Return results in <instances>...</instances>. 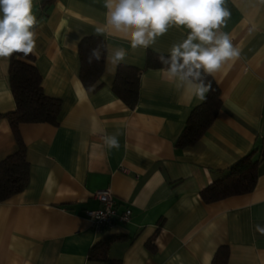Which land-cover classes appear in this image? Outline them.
Listing matches in <instances>:
<instances>
[{"label": "crops", "instance_id": "crops-1", "mask_svg": "<svg viewBox=\"0 0 264 264\" xmlns=\"http://www.w3.org/2000/svg\"><path fill=\"white\" fill-rule=\"evenodd\" d=\"M33 0L36 50L33 64L45 94L60 100L55 125L20 123L29 175L26 187L0 202V264H105L88 258L94 243L116 236L107 255L119 264H211L226 246L225 264H264V158L253 189L204 202L200 190L224 176L242 156L264 149V4L226 0L231 13L221 31L240 56L210 76L220 107L206 132L192 145L176 146L191 109L201 103L173 82L161 67L146 66L149 52L169 54L187 29L170 27L147 49L131 48L123 34L105 27L104 0H51L38 15ZM88 35L104 39L101 85L84 88L78 43ZM124 48L120 64L140 70L138 97L129 108L112 90L117 66L107 56ZM10 58H0V114L14 109ZM106 135L119 148L109 149ZM17 147L0 117V160ZM109 188L118 212L129 220L95 231L86 210L99 207L94 191Z\"/></svg>", "mask_w": 264, "mask_h": 264}, {"label": "clouds", "instance_id": "clouds-1", "mask_svg": "<svg viewBox=\"0 0 264 264\" xmlns=\"http://www.w3.org/2000/svg\"><path fill=\"white\" fill-rule=\"evenodd\" d=\"M226 0H104L107 9L105 27L96 28L97 34L110 27L128 39L133 50L147 49L170 27L187 29L186 38L174 43L169 54L158 55L162 78L173 82L191 97L206 101L212 83L207 78L224 63L240 56L228 33L221 31L231 13L224 6ZM264 4V0H259ZM33 0H0V58L20 54L24 59L36 50L37 25L32 12ZM106 50V49H105ZM124 48H115L107 56L113 66L124 61ZM102 58L101 45L90 50L88 63ZM109 148H119L116 135L103 137ZM264 235V227L256 225Z\"/></svg>", "mask_w": 264, "mask_h": 264}, {"label": "trees", "instance_id": "trees-1", "mask_svg": "<svg viewBox=\"0 0 264 264\" xmlns=\"http://www.w3.org/2000/svg\"><path fill=\"white\" fill-rule=\"evenodd\" d=\"M51 0H41L38 15H43ZM101 45L102 58L99 62L88 63L90 50ZM79 69L78 77L86 89L95 90L101 85L100 78L104 72L106 45L102 37L88 35L78 43ZM160 53L149 52L146 59L148 67H162L158 60ZM165 55V54H164ZM167 56V55H165ZM34 57L21 59L20 54H13L9 59L8 74L10 90L14 99L13 110L0 114L9 123L17 143L16 149L0 160V202L22 191L28 182L29 163L26 159V148L22 142L18 125L20 123L46 122L57 123L60 100L44 93L41 75L33 64ZM140 70L134 66L119 64L112 82V90L129 108H132L138 97V80ZM212 90L207 93L206 101L195 105L176 140V146L185 147L194 144L208 129L220 107L219 89L214 80ZM264 158V149L256 156L252 152L235 161L227 173L213 180L200 190L204 202L216 201L228 196L250 192L256 182L257 165ZM116 236H106L92 246L88 258L105 264H119L116 259L108 257V246ZM228 249L217 248L211 264H225Z\"/></svg>", "mask_w": 264, "mask_h": 264}, {"label": "built area", "instance_id": "built-area-1", "mask_svg": "<svg viewBox=\"0 0 264 264\" xmlns=\"http://www.w3.org/2000/svg\"><path fill=\"white\" fill-rule=\"evenodd\" d=\"M93 196L98 200L99 207L86 210V216L95 231L111 227L115 222L129 220L131 210L125 207L118 212L115 208V199L109 188L94 191Z\"/></svg>", "mask_w": 264, "mask_h": 264}]
</instances>
